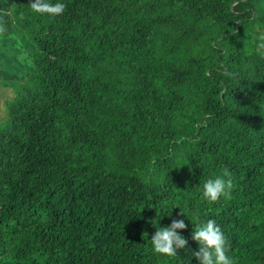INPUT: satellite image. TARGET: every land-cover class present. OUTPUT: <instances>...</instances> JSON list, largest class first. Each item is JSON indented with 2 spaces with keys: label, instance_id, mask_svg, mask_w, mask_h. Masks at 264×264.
<instances>
[{
  "label": "trees",
  "instance_id": "trees-1",
  "mask_svg": "<svg viewBox=\"0 0 264 264\" xmlns=\"http://www.w3.org/2000/svg\"><path fill=\"white\" fill-rule=\"evenodd\" d=\"M0 0V264H199L216 221L264 264V0ZM231 73L232 75H228ZM230 173L229 198H203ZM181 211L184 215H181ZM184 220L175 256L157 227Z\"/></svg>",
  "mask_w": 264,
  "mask_h": 264
},
{
  "label": "clouds",
  "instance_id": "clouds-1",
  "mask_svg": "<svg viewBox=\"0 0 264 264\" xmlns=\"http://www.w3.org/2000/svg\"><path fill=\"white\" fill-rule=\"evenodd\" d=\"M32 12L38 14H47L55 17L63 14L66 5L61 2L49 3L47 0H32L29 3ZM0 31H3L0 28ZM256 51L264 57V35L259 37V43L256 45ZM232 75L231 73H227ZM227 169H224L223 176H217L215 179H208L202 185L203 198L214 203L222 196L229 198L233 190V181ZM181 215L184 213L181 211ZM191 233V238L199 245V250L193 255L199 261V264H234L233 259L227 254L229 249L226 246V238L219 225L213 219L206 222H197ZM187 226L184 220H173L168 227H157L156 232L151 236V244L154 253L163 256L177 255V249H183L187 245V240L178 234V229H185Z\"/></svg>",
  "mask_w": 264,
  "mask_h": 264
},
{
  "label": "rangeland",
  "instance_id": "rangeland-1",
  "mask_svg": "<svg viewBox=\"0 0 264 264\" xmlns=\"http://www.w3.org/2000/svg\"><path fill=\"white\" fill-rule=\"evenodd\" d=\"M17 92L11 86H5L0 81V125H2L8 118L7 101L13 100Z\"/></svg>",
  "mask_w": 264,
  "mask_h": 264
}]
</instances>
